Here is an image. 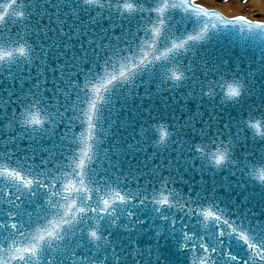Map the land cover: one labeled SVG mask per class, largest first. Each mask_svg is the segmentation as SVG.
<instances>
[{"label": "snow or ice", "instance_id": "snow-or-ice-1", "mask_svg": "<svg viewBox=\"0 0 264 264\" xmlns=\"http://www.w3.org/2000/svg\"><path fill=\"white\" fill-rule=\"evenodd\" d=\"M210 2L0 0V264H264V15Z\"/></svg>", "mask_w": 264, "mask_h": 264}, {"label": "bare ground", "instance_id": "bare-ground-1", "mask_svg": "<svg viewBox=\"0 0 264 264\" xmlns=\"http://www.w3.org/2000/svg\"><path fill=\"white\" fill-rule=\"evenodd\" d=\"M215 0H212L210 2L209 6L212 8H215L216 10H220L223 12L225 15L229 17H233L235 15H240L242 14L240 12L241 10V4L239 1L236 2V5H219V4H214ZM251 6H253L254 10H257L256 12H253L252 14H249L247 17L252 19V20H258L256 17L257 13L261 14L264 13V0H251L250 1Z\"/></svg>", "mask_w": 264, "mask_h": 264}, {"label": "rangeland", "instance_id": "rangeland-1", "mask_svg": "<svg viewBox=\"0 0 264 264\" xmlns=\"http://www.w3.org/2000/svg\"><path fill=\"white\" fill-rule=\"evenodd\" d=\"M229 2H232L229 1ZM257 10H254L252 6H249V7H245L244 9H241L240 12L243 14V15H249V14H252L253 12H256ZM262 15H264V13H261V14H257L255 18H258V19H261Z\"/></svg>", "mask_w": 264, "mask_h": 264}, {"label": "water", "instance_id": "water-1", "mask_svg": "<svg viewBox=\"0 0 264 264\" xmlns=\"http://www.w3.org/2000/svg\"><path fill=\"white\" fill-rule=\"evenodd\" d=\"M159 108H160V106H159ZM198 177H199V176H198ZM198 177L196 176L195 179H196V180H199ZM185 178L187 179L188 177L186 176Z\"/></svg>", "mask_w": 264, "mask_h": 264}]
</instances>
